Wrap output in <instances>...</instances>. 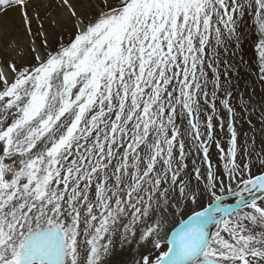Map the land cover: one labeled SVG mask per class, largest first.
<instances>
[{
	"label": "snow or ice",
	"instance_id": "6c2138e0",
	"mask_svg": "<svg viewBox=\"0 0 264 264\" xmlns=\"http://www.w3.org/2000/svg\"><path fill=\"white\" fill-rule=\"evenodd\" d=\"M0 264H264V0H0Z\"/></svg>",
	"mask_w": 264,
	"mask_h": 264
},
{
	"label": "rangeland",
	"instance_id": "374dc122",
	"mask_svg": "<svg viewBox=\"0 0 264 264\" xmlns=\"http://www.w3.org/2000/svg\"><path fill=\"white\" fill-rule=\"evenodd\" d=\"M257 40L254 32L248 33V38L243 44V48L241 50V54L244 57V60L247 62H251L250 71L257 72L258 71V53L256 52L255 44ZM255 79V77H252ZM213 155L215 156V151L213 150Z\"/></svg>",
	"mask_w": 264,
	"mask_h": 264
}]
</instances>
